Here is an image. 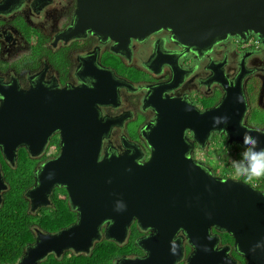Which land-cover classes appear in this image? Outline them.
I'll use <instances>...</instances> for the list:
<instances>
[{"label":"water","instance_id":"water-1","mask_svg":"<svg viewBox=\"0 0 264 264\" xmlns=\"http://www.w3.org/2000/svg\"><path fill=\"white\" fill-rule=\"evenodd\" d=\"M74 18L81 30L111 41L114 53L160 31H169L176 44L204 55L230 38L254 47L247 41L250 35L258 37L264 50V0H78ZM245 69L243 57L232 64V74L224 75L227 81L231 77L228 84L215 80L221 98L204 111L171 100L161 87L150 90L145 102L155 118L142 130L151 152L146 160L133 145L119 152L108 144L103 151L114 129L113 121L100 116L99 106L110 103L105 79L75 94H4V160L14 165L21 148L37 156L55 131L62 138L60 156L34 171L33 187L25 192L30 210L50 206L54 189L64 188L77 215L74 223L55 233L36 231L17 264H40L51 254H89L103 239L121 245L134 225L151 231L135 240L144 255L123 256L116 264H177L184 250L181 234L192 249L186 264H236L230 246L219 247L214 229L234 239L233 248L245 264H264V191L214 176L194 157L196 143L204 144L222 131L228 142L248 151L242 165L256 168L255 161L264 154V129L248 124L245 79L234 82ZM114 89L115 83L113 99ZM6 191L0 166V205Z\"/></svg>","mask_w":264,"mask_h":264},{"label":"flooded vegetation","instance_id":"flooded-vegetation-1","mask_svg":"<svg viewBox=\"0 0 264 264\" xmlns=\"http://www.w3.org/2000/svg\"><path fill=\"white\" fill-rule=\"evenodd\" d=\"M77 9L78 0H0V107L4 94L17 97L27 93L30 97H38L65 90H72L75 94L85 90L83 87L92 89L98 78L105 79L110 103L99 106L100 116L105 121H113L114 129L104 140L103 151L108 144L119 152L133 145L143 152L146 160L151 152L142 130L155 118V111L145 102L147 93L161 87L166 89L165 94L171 100L181 99L204 111L221 98L215 80L222 83L225 80L228 84L231 77L227 81L224 75L232 74L229 71L232 64L241 62L244 57L246 69L235 77L234 82L245 79L251 113L248 124L264 129V50L257 36H248V42L252 40L253 44L257 41L254 47L247 46L243 40L230 38L216 44L204 55V51L193 52L176 44L169 31H160L143 41L132 40L129 49L114 53L111 41L87 29L81 30L74 18ZM234 59L237 60L232 62ZM207 64L210 69L206 68ZM114 83L115 99L112 98ZM250 87H254V93ZM221 132L213 133L204 144H195V159L203 162L196 158L195 153L204 151L203 163L212 169L214 176L241 180L259 188L261 185L257 184V178L248 179L252 168L247 169L241 163L247 158L248 151L236 142H228ZM188 137L192 140L191 133ZM61 139L60 133L55 131L37 156H32L24 148L19 149L18 156L21 150L26 152L35 163V171L60 156ZM214 149L217 150L212 151ZM0 157L3 158L1 152ZM216 157H224L228 166L222 162H215V165L220 166V163L224 173L226 169H232L233 174L221 173L209 163L208 160ZM4 162L14 167L18 161L14 165ZM254 165L258 171L264 168V154ZM0 166L2 168L1 161ZM57 189L60 188L54 189L51 205L46 208L53 207L52 197ZM38 210L33 212L34 215ZM35 230L53 233L37 227ZM130 232L131 229L129 235ZM137 232L139 237L151 233L140 229ZM212 234L217 235L219 247L230 246L229 255L236 264H245L233 248L232 237L231 241L225 242L226 233L214 229ZM182 236L180 241L184 250L177 264H186L192 252ZM143 255L141 252L131 257Z\"/></svg>","mask_w":264,"mask_h":264},{"label":"trees","instance_id":"trees-1","mask_svg":"<svg viewBox=\"0 0 264 264\" xmlns=\"http://www.w3.org/2000/svg\"><path fill=\"white\" fill-rule=\"evenodd\" d=\"M250 88L253 92L254 87ZM0 161L8 185V191L3 196L4 202L0 205V264H17L26 246L35 241L36 227L55 233L74 223L76 214L68 203L66 190L60 188L53 194V207L38 210L37 215H34L24 196L34 183V161L23 150L19 152L14 167L5 164L1 157ZM220 162L228 166L224 157H220ZM257 184L264 190V175L257 178ZM255 187L259 189L257 185ZM137 229L132 226L128 239L121 245L103 239L89 254L68 252L61 258L51 254L40 264H116V259L123 255L131 257L141 253L135 246V240L139 237ZM225 238V242L232 240L228 234H225Z\"/></svg>","mask_w":264,"mask_h":264},{"label":"rangeland","instance_id":"rangeland-1","mask_svg":"<svg viewBox=\"0 0 264 264\" xmlns=\"http://www.w3.org/2000/svg\"><path fill=\"white\" fill-rule=\"evenodd\" d=\"M113 62H114V60H113ZM259 109H257V111H258ZM217 149H214V150H212V151H216ZM196 155V158L197 159H200V160H202L203 162H204V151H197L196 153H195ZM211 156H213V155H211ZM209 157V156H208ZM214 160H208L209 161V163L212 165V166H214L215 167V169H218L221 173H224V171H225V169H223L222 168V166H221V164L219 163L218 165H220V166H217V165H215V161H217V162H220V158L219 157H216V158H213ZM232 169H226V173H224V174H233L232 173ZM26 192V191H25ZM24 196H25V193H24ZM26 198V197H25ZM27 199V198H26ZM22 257V256H21Z\"/></svg>","mask_w":264,"mask_h":264},{"label":"clouds","instance_id":"clouds-1","mask_svg":"<svg viewBox=\"0 0 264 264\" xmlns=\"http://www.w3.org/2000/svg\"><path fill=\"white\" fill-rule=\"evenodd\" d=\"M256 44V42L254 41ZM261 175H264V169L257 170L256 168H252L251 171L248 173V179L252 180L254 178H259Z\"/></svg>","mask_w":264,"mask_h":264}]
</instances>
